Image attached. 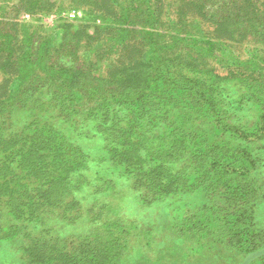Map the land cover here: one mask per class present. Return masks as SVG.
Segmentation results:
<instances>
[{
	"label": "trees",
	"instance_id": "trees-1",
	"mask_svg": "<svg viewBox=\"0 0 264 264\" xmlns=\"http://www.w3.org/2000/svg\"><path fill=\"white\" fill-rule=\"evenodd\" d=\"M79 1L107 8L113 3L111 8L118 9L114 39L124 46L142 35L144 51L127 62L119 53L118 63L99 75L98 51L82 50L89 42L81 25L63 24L57 45L27 26L20 47L17 24L1 19L0 71L12 68L15 77L4 88L0 82V243L19 249L23 264H120L130 234L127 222L101 221L102 207L84 210L81 201L90 184L86 171L97 162L127 178L147 205L197 191L214 201L222 193L227 205L216 204L220 211H212L228 226L219 231L221 241L264 264V228L255 218L264 184L252 176L264 159L248 145L232 149L229 141L220 143L204 127L188 128L174 109L202 110L223 131L247 139L253 133L239 120L220 117V97L231 83L228 88L242 92L232 101L254 118L253 132L264 142V77H234L232 84L201 71L177 53L191 39L167 35L152 0H124L128 4L121 10L120 0ZM171 1L181 33H191L187 27L192 26L188 16L181 22L184 10L212 26L215 39L201 40L207 53L233 41L264 47V0ZM39 3L28 5L33 10ZM137 49L125 45L120 52ZM87 137L100 138L103 156L92 158L84 149L81 141ZM102 190L96 188L95 194ZM84 211L96 225L84 234L65 232L63 224L75 225ZM197 218L186 214L181 231L200 234L205 225Z\"/></svg>",
	"mask_w": 264,
	"mask_h": 264
},
{
	"label": "rangeland",
	"instance_id": "rangeland-1",
	"mask_svg": "<svg viewBox=\"0 0 264 264\" xmlns=\"http://www.w3.org/2000/svg\"><path fill=\"white\" fill-rule=\"evenodd\" d=\"M30 0H0V21L5 18L10 23H16L15 29L19 32V45L21 47L24 29L28 28L41 35L42 38H50L54 45L60 37L63 24L71 23L81 25L85 28V38L88 45L84 44L82 50L95 47L98 51L99 61L96 72L104 75L109 66L116 65L119 61V53H123V61L127 58L136 60L144 51L142 35H134L129 38L127 44L138 48L135 51L120 52L123 44L117 42L113 36L116 35L114 27L116 12L118 9L109 8L106 5H90L79 0H39V7L31 10L28 5ZM120 10L123 4H128L124 0L119 1ZM18 5L17 9L11 12V7ZM151 6L158 9L161 16L162 30L167 35L180 34V36L191 39L187 43H182L181 48H177V53L189 60H194L199 65L201 71H211L213 74L232 80L236 84L234 77L247 76L253 74L255 78L264 77V47L253 41H233L225 43L220 48V52L207 53L204 49L205 43L202 39H215L212 26L202 18H192L190 12L184 10L185 15L181 22L188 16L192 26L191 33L180 32L177 26L176 6L171 0H152ZM108 11H105L107 10ZM74 13V16L71 14ZM202 24V26H201ZM141 27V26H134ZM202 30H200V28ZM186 28V29H187ZM194 40H198L195 43ZM235 42H237L235 44ZM232 50H228L229 46ZM203 47V48H201ZM170 55V54H169ZM2 76V78H1ZM15 72L11 68L8 71H0V82L3 87L13 82ZM4 79V80H3ZM231 84V83H229ZM226 84L223 94L220 97V104H223L220 117L226 122L239 120L247 127V132H252L247 139H241L237 135L228 131H223L216 124V118L202 110H190L188 107L178 105L175 110L180 111L182 119L179 122L187 121L188 128H202L211 130V137L220 143L226 140L230 142L233 149L235 146L248 145L253 150L254 155L264 159V142L258 140V132H253V119L250 115L243 114V108H237L232 100L238 99L242 94L241 90H235ZM0 93L3 91L0 90ZM242 111V112H241ZM82 146L87 150L92 158L103 156L102 142L100 138L81 141ZM260 160V159H259ZM109 163V162H108ZM97 162L91 163L86 174L90 184L85 185V197L81 199L84 210L95 206V211L101 208V221L108 219H121L127 222L130 234L127 240L126 252L120 264H256L258 258L248 253H241L236 248L221 241L219 231L225 230L228 226L222 220V215H215L212 211H220L216 206H226L227 202L219 197H214L212 201L206 191H197L179 194L175 197H168L162 201H156L150 205L143 202L137 191L131 187V182L119 175L114 169L103 163L98 166ZM110 165V163H109ZM96 169L97 177L95 174ZM261 184H264V160H261L258 169L253 172ZM101 177V178H100ZM112 180V182H111ZM96 188L103 189L102 193L95 194ZM263 197L256 206L255 218L257 225L264 228V187ZM95 194V195H94ZM97 200L98 203L93 205ZM209 211V213H205ZM196 214L204 230L200 234L181 231L186 227L181 223L186 214ZM93 223L91 214L84 211L83 218L75 225H65L64 231L73 230L76 233L84 234ZM96 225V223L94 224ZM93 225V227H94ZM213 230L211 235L208 232ZM0 264H23L22 253L19 249L12 247L8 243H0Z\"/></svg>",
	"mask_w": 264,
	"mask_h": 264
},
{
	"label": "built area",
	"instance_id": "built-area-1",
	"mask_svg": "<svg viewBox=\"0 0 264 264\" xmlns=\"http://www.w3.org/2000/svg\"><path fill=\"white\" fill-rule=\"evenodd\" d=\"M72 16H74V13L73 14H71Z\"/></svg>",
	"mask_w": 264,
	"mask_h": 264
}]
</instances>
